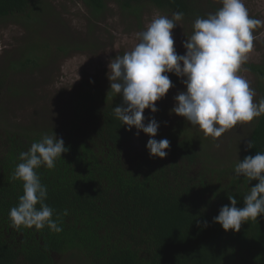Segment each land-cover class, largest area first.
<instances>
[{"label": "trees", "instance_id": "obj_1", "mask_svg": "<svg viewBox=\"0 0 264 264\" xmlns=\"http://www.w3.org/2000/svg\"><path fill=\"white\" fill-rule=\"evenodd\" d=\"M74 1L83 3L92 23L106 17L112 2L134 21L143 18L149 5L180 12L191 35L197 17L222 7L219 0ZM40 11L46 13L30 27L33 15L39 12L40 17ZM0 18L15 21L26 31L24 56L11 68L38 66L40 53L46 50L34 38L48 22H61L56 1L0 0ZM66 34L71 42L59 44L60 53L89 47L88 42ZM247 67L257 77L258 103L264 98V62ZM168 75L173 82L181 81L175 74ZM5 85L0 75V115ZM106 98L101 101L97 92L80 91L68 118L50 134L43 128H10L0 117V264H59L67 254L84 264H264V216L242 224L239 232L225 231L213 222L224 205L230 206L229 195L242 208L249 187L258 183L237 177L234 168L245 157L264 152V114L249 122V136L238 156L228 161L216 158L217 167L206 152L203 135L185 129L172 134L181 123L167 136L161 132L155 137L170 141L167 156H150L146 148L150 137L142 131L137 136L135 127L128 131L114 116L122 98L105 103ZM55 133L68 151L53 169L41 166L36 171L47 187L45 203L53 208V219L63 230L14 228L9 212L23 195V182L12 179L21 162L19 155L44 134ZM251 141L253 148H248Z\"/></svg>", "mask_w": 264, "mask_h": 264}, {"label": "clouds", "instance_id": "obj_2", "mask_svg": "<svg viewBox=\"0 0 264 264\" xmlns=\"http://www.w3.org/2000/svg\"><path fill=\"white\" fill-rule=\"evenodd\" d=\"M219 3L222 7L217 11L195 19L193 34L183 41L185 54L176 52L172 36L177 21L183 18V13L177 12L171 18H153L146 30L136 34L139 42L108 64L110 92L122 98V103L113 109L114 116L128 131L135 127L137 136L142 131L150 137L146 148L152 157L165 158L170 141L155 139L160 124L154 117L145 124L144 113L146 109L156 113V102L174 87L168 74L180 78L186 89L175 96L170 113L198 126L206 137L218 139L237 124L252 122L264 114V98L254 102L255 89L239 74L254 47L253 29L264 22L250 17L244 0ZM248 148H253V141ZM67 151L64 140L55 133L44 134L28 151L20 153L21 162L12 179L23 182V195L9 212L14 228L34 226L41 230L47 226L57 233L63 230L53 219V208L45 203L47 187L36 169H53L56 160ZM234 172L249 184L258 183L249 187L242 208L237 207L236 197L229 195L230 206L224 205L213 222L225 231L239 232L242 224L264 216V152L240 160ZM67 214L65 211L64 215Z\"/></svg>", "mask_w": 264, "mask_h": 264}, {"label": "rangeland", "instance_id": "obj_3", "mask_svg": "<svg viewBox=\"0 0 264 264\" xmlns=\"http://www.w3.org/2000/svg\"><path fill=\"white\" fill-rule=\"evenodd\" d=\"M54 1L57 3L61 22H48L42 26L39 37L34 38L35 43L46 50L40 53L38 66L30 65L29 68L18 70L11 68L16 59L24 56V44L28 42L24 36L26 31L15 21L0 18V75L6 82L1 102L4 112L0 117L10 128L34 127L39 130L43 128L50 134L51 129H54L56 125H62L68 118L75 97L80 91L97 92V97L101 101L106 96L108 100L105 103L120 97L110 92V81L107 77L108 64L116 56L130 51L139 42L136 34L146 30L153 18L159 15L171 18L175 14L149 5L144 9L143 18L140 21H134V17L127 16L112 2L105 13L106 17L101 22L92 23L81 1L78 3L74 0ZM244 4L250 17L264 22V0H244ZM45 13L40 11V17L39 12L34 14L30 27H33L37 18H41ZM66 32L75 35V40L88 42L89 47L73 49L68 54L60 53L58 45L63 43L66 46L67 42H71ZM190 35L188 22L184 19L177 21L172 36L178 54H185L183 41ZM253 35L255 37L253 50L247 62L242 65L239 74L243 75L255 89L257 77L247 64L264 62V23L253 29ZM50 47L52 48L49 49ZM173 84L174 87L168 94L156 102L158 111L152 113L148 109L144 114L145 123L147 124L153 117L156 119L160 124L157 136L161 132L163 136H167L168 131L170 132L178 123H181V126H177L172 134L180 133L182 129H185L189 134L203 135L206 152H209L215 160L212 161L213 165L216 164L219 167L216 158L224 161L232 159L240 149L241 143L248 139L249 123L237 124L215 140L206 137L198 126H191L185 118L170 113L175 105V96L180 91L186 90L181 81L173 82ZM255 92L254 102L259 94L256 89ZM2 121L1 125H3ZM58 261L59 264H84L83 260L80 261L72 254L64 255Z\"/></svg>", "mask_w": 264, "mask_h": 264}]
</instances>
